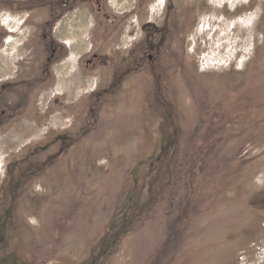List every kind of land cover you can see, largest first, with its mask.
Here are the masks:
<instances>
[{
	"label": "rangeland",
	"instance_id": "1",
	"mask_svg": "<svg viewBox=\"0 0 264 264\" xmlns=\"http://www.w3.org/2000/svg\"><path fill=\"white\" fill-rule=\"evenodd\" d=\"M163 3L0 48V264H264V0Z\"/></svg>",
	"mask_w": 264,
	"mask_h": 264
},
{
	"label": "flooded vegetation",
	"instance_id": "2",
	"mask_svg": "<svg viewBox=\"0 0 264 264\" xmlns=\"http://www.w3.org/2000/svg\"><path fill=\"white\" fill-rule=\"evenodd\" d=\"M145 1H147V6ZM161 1L164 2L162 7L164 8V6H167L166 11L170 10L167 9L171 7L168 0H0V48H7L10 42L25 47V61L26 67L28 68V42L31 41L32 35L31 32L29 33L31 35H28V27H30V23L32 24L30 20L34 12L44 10V12L47 13V18L43 20L41 24L38 23L36 30L40 31L42 37L40 40L42 42H40V44L45 45L49 49L46 63L51 66L57 61H65V59L68 58V56H65V50L69 54H75L73 50V44L76 43L75 40L73 39L69 41V43L65 41L66 39L72 38L70 30H68L69 27L84 30L82 26L86 27L90 25L89 19L92 18L93 23L89 28V30H91L95 28L96 25L103 24L107 20L114 22L115 19L112 18V16L117 13H124L125 15L136 14L137 17L139 14L143 15L146 13L144 11L145 6L149 14L152 12V6L154 4H160ZM129 2L130 4H128ZM160 11L157 13H160ZM17 16L23 20L20 21V19H17ZM101 18L105 21H102ZM35 25H37V23ZM140 28L141 31L146 32L147 35H154L153 40L149 43L150 48L154 50L161 44L159 36L157 37L155 35L166 31L168 25L166 21L161 25L153 19H147L142 22ZM31 31L33 30L31 29ZM63 31H68V35L64 37ZM18 34H20L19 37H17ZM56 34H59L60 37L56 36ZM55 36L57 39L54 38ZM79 40L85 45L81 39ZM150 56L153 57V55ZM97 58L98 54L93 53L87 63L94 65ZM44 74H50L49 70L45 69ZM26 85L24 97L28 99V75L26 78ZM13 86L17 85L15 84ZM2 87H8V85L4 84ZM6 107L7 106L1 109L3 117L1 118L0 116V124L3 123L4 118L14 114L13 109L7 110ZM7 111L10 112L8 113Z\"/></svg>",
	"mask_w": 264,
	"mask_h": 264
},
{
	"label": "bare ground",
	"instance_id": "3",
	"mask_svg": "<svg viewBox=\"0 0 264 264\" xmlns=\"http://www.w3.org/2000/svg\"><path fill=\"white\" fill-rule=\"evenodd\" d=\"M69 24V23H68ZM72 24V23H71ZM82 25V24H81ZM73 26V25H72ZM77 26V25H76ZM12 27V26H11ZM83 27V26H82ZM68 30H70V34L72 35V38L75 40L76 43L73 44V50L74 51H80V50H83L82 48L85 47V45H83L81 42H80V34L82 33V29L80 28H72V27H69ZM64 34L63 36H67V32L68 31H63ZM62 35V34H61ZM8 51L12 52L13 50H16V44L15 43H8L7 45V48H6ZM5 49V50H6ZM62 69H60L59 71H62ZM61 83H63V80H61Z\"/></svg>",
	"mask_w": 264,
	"mask_h": 264
}]
</instances>
